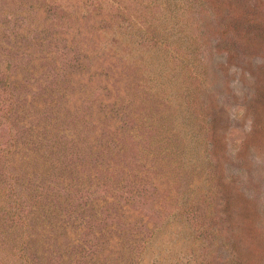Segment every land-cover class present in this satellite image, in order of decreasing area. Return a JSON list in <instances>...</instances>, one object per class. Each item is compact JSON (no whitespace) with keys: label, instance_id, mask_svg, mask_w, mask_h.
<instances>
[{"label":"rangeland","instance_id":"obj_1","mask_svg":"<svg viewBox=\"0 0 264 264\" xmlns=\"http://www.w3.org/2000/svg\"><path fill=\"white\" fill-rule=\"evenodd\" d=\"M0 264H264V0H0Z\"/></svg>","mask_w":264,"mask_h":264},{"label":"trees","instance_id":"obj_2","mask_svg":"<svg viewBox=\"0 0 264 264\" xmlns=\"http://www.w3.org/2000/svg\"><path fill=\"white\" fill-rule=\"evenodd\" d=\"M180 21H175L172 25H170V21H166V28L165 29H167V28H172L175 24H178ZM154 25V24H153ZM157 24L155 23V26H156ZM181 25H182V28H185L186 30H187V32H188V26H190V24L188 23V21H181ZM190 27H192V26H190ZM195 30V29H194ZM187 32H184V31H182V32H180V34H178V37H180V39L181 40H186L187 39V37L189 36L190 37V33H188V36H187ZM164 34V33H163ZM192 36H193V41L195 42V39H197V41H198V44H197V48L198 49H196L197 51H192V52H190V54L191 55H193L194 54V57L196 58V59H198V62H199V57H201V54H200V56H198V51H204V50H207V49H209V48H211V46L210 47H208L207 45H206V43L205 44H203L204 43V39H199V37H197V36H195V34H192ZM204 38V37H203ZM166 54V53H165ZM187 54L186 53H183V58H184V56H186ZM197 55V56H196ZM189 59H191V58H189ZM178 64L180 65V66H183L182 65V62L179 60V62H178ZM165 71H168V70H165ZM187 71H190V69H188ZM196 73H198V71L196 72ZM195 76V75H194ZM187 81L188 82H192L193 81V74L192 75H190L189 76V78L187 79ZM186 80H184V82H185V84H184V87L185 86H187V84L186 83H188ZM181 85H183L182 83H181ZM179 87H180V85H179ZM163 96V98H165V100H171V97H169V96H171L170 94H168V93H166V94H164V95H162ZM197 120H199L198 118L196 119V121ZM204 126H206V124H204V125H201L200 126V129L201 128H203ZM197 132V131H196Z\"/></svg>","mask_w":264,"mask_h":264}]
</instances>
